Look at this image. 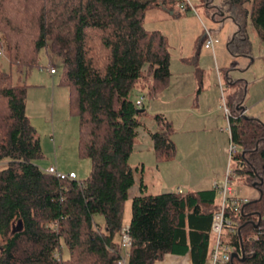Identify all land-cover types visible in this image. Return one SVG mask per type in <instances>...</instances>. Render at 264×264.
<instances>
[{"label":"trees","instance_id":"obj_1","mask_svg":"<svg viewBox=\"0 0 264 264\" xmlns=\"http://www.w3.org/2000/svg\"><path fill=\"white\" fill-rule=\"evenodd\" d=\"M198 1L214 20L236 24L227 44L233 58L253 56L249 28L264 42V0ZM168 2L191 9L182 8L183 0H0V49L19 75L14 84L0 67V162L9 159L0 171V264H119L123 258V213L135 185L130 157L144 119L152 117L147 98L162 94L172 75L167 37L148 30L145 16ZM44 50L62 59L59 85L70 89L79 120V156L91 161L82 181L48 174L35 163L43 151L27 114L29 86L21 81ZM232 71L236 64L226 77L238 85ZM202 74L196 71L199 90ZM137 86L140 96L132 99ZM246 92L247 86L237 88L225 101L236 149L231 181L255 188L259 197L228 207L232 223L225 232L239 255L230 264H264V121L245 113ZM152 119L158 128L147 131L156 159L172 161V123L161 114ZM131 205L127 264H156L167 254L210 264L213 216L221 207L216 188L150 193L141 182Z\"/></svg>","mask_w":264,"mask_h":264},{"label":"rangeland","instance_id":"obj_2","mask_svg":"<svg viewBox=\"0 0 264 264\" xmlns=\"http://www.w3.org/2000/svg\"><path fill=\"white\" fill-rule=\"evenodd\" d=\"M189 1L195 10L185 12L180 6L168 2L150 7L146 12L145 27L150 31L159 30L167 37L172 72L164 92L154 99L147 98L150 104L147 111L152 117L166 112L163 114L169 121H173L172 139L176 143L177 154L172 161H157L147 129L157 130L158 126L152 117H146L145 128L140 129L130 157L135 185L129 190V198L124 207V228L130 223L132 199L137 195L142 180L148 185L150 193L177 191L179 186L188 190L196 188L194 186H199L200 189L209 188L207 186L210 182L212 185L209 186L212 188L215 182L221 183L224 180L230 163L227 149L231 144L225 101L235 89L247 86L244 103L248 105V114L264 121L263 44H256L254 55L248 59L233 58L227 48L228 41L237 31L233 20H214L211 11L198 0ZM251 27V36L255 40L257 32L252 25ZM206 30L219 40L214 52L213 49L203 46ZM233 64L237 66V71H232V74L240 81L238 85H231L226 77ZM51 65L58 71L57 75H51ZM0 67L12 75L14 84L18 83L19 75L15 68L10 67L1 49ZM62 67L59 56L51 50H44L39 66L21 81L29 86L26 100L28 115L38 132L43 151L42 158L35 163L44 169L45 166H55L57 160L63 171L69 173L75 170L77 180L82 181L90 175L91 161L79 156V120L70 109V89L59 85ZM198 69L203 73L200 90L196 76ZM140 93L141 89L137 86L131 94L132 99L139 98ZM194 113L205 116L197 117ZM215 116L220 119L211 123L210 117ZM8 162L9 159L0 162V171L8 166ZM234 188L237 197L247 200L259 197L255 188ZM96 220L100 223L103 221L99 216ZM165 263L166 259L156 262ZM173 264L191 263L186 256V259L184 257Z\"/></svg>","mask_w":264,"mask_h":264},{"label":"built area","instance_id":"obj_3","mask_svg":"<svg viewBox=\"0 0 264 264\" xmlns=\"http://www.w3.org/2000/svg\"><path fill=\"white\" fill-rule=\"evenodd\" d=\"M183 6L184 9L185 6L191 7V9L195 8L190 4L189 0H183ZM219 43V40L214 38L210 31L206 30L205 33V41H204V47L206 49H215V46ZM49 71L51 74H56L57 70L55 67L50 66ZM143 99L137 101V105L139 107H142ZM225 111L227 114H229V110L225 107ZM236 152V149L234 145L231 143L229 148L227 149V154L229 156V166L227 169V172L225 174V178L221 183L215 182L214 187L216 188L220 194L221 197V207L220 210L215 213L213 216V222H212V232L215 236V247L212 253V258L210 264H230L232 261V248L230 244L228 243V237L226 235V226L231 225V221L227 219L226 212L230 205L237 206L238 204L242 202H247L248 200L246 198H240L235 195V186L232 184L231 178L233 176V170H232V158L234 153ZM44 172L48 174L55 175L57 177H60L62 179L68 178L77 180V175L74 172L65 174L60 171H58L57 167L52 166L44 169ZM185 188L178 187L177 192L183 193ZM121 244L123 248V258L119 260V264H127V257L129 256V250L132 246V239L129 235V227H125L122 230V238H121Z\"/></svg>","mask_w":264,"mask_h":264},{"label":"crops","instance_id":"obj_4","mask_svg":"<svg viewBox=\"0 0 264 264\" xmlns=\"http://www.w3.org/2000/svg\"><path fill=\"white\" fill-rule=\"evenodd\" d=\"M173 14H175L174 12H173ZM249 30H250V36H251V31L253 30V28L250 26V28H249ZM204 36V35H203ZM205 38V37H204ZM251 40H252V43H253V55H254V53H255V45L256 44H263V46H264V42H262L260 39H259V37H258V35L256 34V38H255V40L252 38V36H251ZM203 43V42H202ZM204 46V45H203ZM263 50H264V48H263ZM214 51H215V49H214ZM213 51V52H214ZM249 57H246V59H248ZM52 66V65H51ZM53 67V66H52ZM58 74V71H57V73L56 74H54V75H57ZM51 75H53V74H51ZM53 75V76H54ZM244 106H245V113H247L248 114V105L247 104H244ZM187 108H189L188 106H187ZM159 109H162V107H160ZM209 112H211V109L209 110ZM163 113H166V112H163ZM163 113H157V114H161L162 116H164L165 118H168L167 116H165V114H163ZM27 114H29V109H28V103H27ZM53 115H55V112L53 113ZM194 115L195 116H197V117H203V116H205V115H202V114H196V113H194ZM29 116V115H28ZM220 118H219V116H215V117H210V121H211V123H215V122H217L218 120H219ZM171 123H172V126H173V121L171 120ZM149 130V129H148ZM152 131V130H151ZM154 131V130H153ZM148 132V131H147ZM149 134V133H148ZM150 149V148H149ZM153 150V149H152ZM141 164H143L144 166H145V163L144 162H141ZM142 165V166H143ZM52 166H54V165H49V166H45V168L44 169H46V168H48V167H52ZM55 166L57 167V169H58V171H60V172H62V173H65V174H68L67 172H65V171H63L62 169H61V167L59 166V161H57L56 160V164H55ZM71 172H74V173H76V171L75 170H71V171H69V173H71ZM141 182H143L147 187H148V185L142 180ZM203 183H206V182H203ZM198 185H201V183H199ZM206 185V184H205ZM209 185H212V183L210 182L209 183ZM207 186V187H209L210 188V186ZM180 187V186H179ZM194 187H196V188H192L191 190H204V189H209V188H203V189H200V188H198L199 186H194ZM149 188V187H148ZM162 189V188H161ZM178 189V188H177ZM185 190H186V188H185ZM139 192V191H138ZM138 194V193H137ZM186 256H187V259H189V261H190V263L192 264V262H191V257H190V255L189 254H187V255H173V254H167L165 257H164V259H166V263L165 264H173V263H175V261H177V260H179V259H184V257H185V259H186Z\"/></svg>","mask_w":264,"mask_h":264},{"label":"water","instance_id":"obj_5","mask_svg":"<svg viewBox=\"0 0 264 264\" xmlns=\"http://www.w3.org/2000/svg\"><path fill=\"white\" fill-rule=\"evenodd\" d=\"M234 258H239V255L237 254V253H232V259H234Z\"/></svg>","mask_w":264,"mask_h":264}]
</instances>
